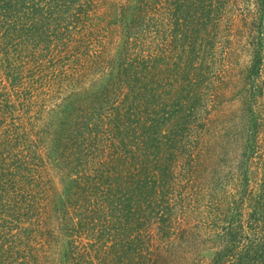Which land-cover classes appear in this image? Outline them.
Instances as JSON below:
<instances>
[{"label":"trees","instance_id":"1","mask_svg":"<svg viewBox=\"0 0 264 264\" xmlns=\"http://www.w3.org/2000/svg\"><path fill=\"white\" fill-rule=\"evenodd\" d=\"M237 17L251 58L234 95L239 183L231 195L211 179L207 195L181 197L213 128L206 115L232 79L221 40ZM110 26L113 53L103 38ZM53 42L61 51L73 44L62 73L71 91L59 124L46 123L41 136L54 139L53 167L68 183L46 200L55 215L42 217L33 208L42 182H32L36 164L20 150L27 134L12 133L13 160L0 152V264H167L152 253L153 237L189 264L205 244L214 250L208 264H264V0H0V73L22 86L23 66ZM92 45L99 52L83 55ZM254 165L261 177L247 195ZM60 229L65 262L55 252Z\"/></svg>","mask_w":264,"mask_h":264},{"label":"rangeland","instance_id":"2","mask_svg":"<svg viewBox=\"0 0 264 264\" xmlns=\"http://www.w3.org/2000/svg\"><path fill=\"white\" fill-rule=\"evenodd\" d=\"M112 16L113 13L108 12L106 21L111 20ZM227 25H232V29L227 32L225 31L226 38H222L221 40L226 41L225 49H227V57L224 56L222 58L220 65L225 68L226 66L232 68V79H229V83L226 84L227 89L223 90L221 101L217 108L206 115V118L211 119L210 121L213 122V128L208 131L207 135L203 136L202 140L204 141L200 142L205 145V148L203 146L202 148H198L202 150L200 152L202 156L205 153V157L201 156L199 162L196 165L193 164V172L187 175L188 178H191L190 183L194 179L193 183L184 184L183 187L185 189L182 190V195H179L181 197H185L189 191H193L197 195H207V187L203 184L212 181L211 179L220 180L223 184L226 182L227 185H224L225 188L224 186L223 188L231 195L236 190V187H232L231 184L239 183L238 180L235 182L234 178L238 174V163L241 160L243 141L240 139L235 141L231 137L237 135L238 133L236 132L240 130V121L238 119L232 120V117L238 113V107L240 106L239 101L234 95L241 88V84L237 78L239 77L238 74L241 73L243 68L249 65L251 58L249 53L247 54V51L244 49L247 36L245 32L242 34V30L244 31V29L240 26L239 17ZM108 29L110 34L104 32L103 38L108 36L105 39L106 47L110 49V53H113L118 41V32L113 26L108 27ZM111 29L114 30L113 33H111ZM72 47L73 44L68 45L66 51H61L58 42H53L47 48L44 46L39 47L36 54L33 55L36 61L26 63L21 69L22 71L19 76L21 77L20 84L22 83V86H18V83L7 78L6 74L0 73L2 80L0 84V104L3 106V108H0V139L3 140V145L0 146V152L4 151V156H8L7 160L12 161L13 155L17 153L12 133L14 132L18 136L23 133L27 134L26 146H21L20 150L24 148V153L30 157L29 161L33 160L32 163L36 164V169L31 179L35 184L41 181L42 185L33 187L36 196H38L33 208L40 207L44 213L42 217L46 219L47 217L50 218L55 215L54 211L46 208V206L50 205L51 200H46L50 198L56 201V197L51 194L57 192V195H60V191L68 183V178L65 176V170L58 171L62 166L58 169L53 167L56 160L52 152L55 144L54 139L43 138L41 135L43 134L46 123L52 122L54 125H57L62 117L60 116L61 111L71 91V87L63 82L64 74L62 73L64 71L63 69H67L69 66L66 60L71 58V54H73L74 48L71 50ZM87 50L88 54L84 50H81L82 54L93 57L92 55L98 53L100 49L98 45H92ZM220 51H222V48L218 46V52ZM77 56L78 54L74 60L82 57ZM18 126L22 130L16 129ZM223 152L226 153L224 154ZM250 170L253 175L246 192L247 195L253 189L254 183L258 182V179L261 177L260 172L256 170V165L252 166ZM43 181L45 182L44 186ZM46 181L50 182L47 184L50 188L46 186ZM44 187H47L46 190L49 189L47 193ZM200 187L201 190L198 193L196 190ZM54 201H52V204H54ZM173 201L175 206H177V199L173 198ZM205 201L206 197L203 202L205 203ZM203 202H201L202 205ZM200 212L203 214L206 213L204 207L200 209ZM179 213L178 211V216L182 215ZM57 223H60V225L63 224L58 219L56 225ZM153 228L158 227L153 226ZM62 234L63 229H60L58 231V235H60L59 245L55 249V252L59 255L60 261L65 262L66 258L68 259L69 257L67 253L69 239L65 238ZM84 242H86L85 239L81 242L77 241V244L80 246ZM150 248L154 254H166L167 264H179L184 263V261L189 264L188 262H191L182 259L181 254L175 250V247L169 250V246H167L165 240L157 241L153 237L150 240ZM205 248H207V244L204 245V248L196 256L197 263L195 264H208L213 257L214 250ZM166 251L168 252L166 253Z\"/></svg>","mask_w":264,"mask_h":264}]
</instances>
